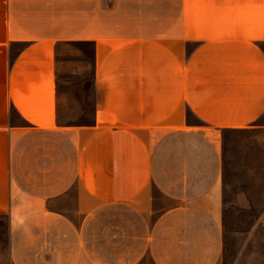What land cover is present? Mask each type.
<instances>
[{
    "label": "crops",
    "instance_id": "1",
    "mask_svg": "<svg viewBox=\"0 0 264 264\" xmlns=\"http://www.w3.org/2000/svg\"><path fill=\"white\" fill-rule=\"evenodd\" d=\"M254 126L264 0H0L1 264H220Z\"/></svg>",
    "mask_w": 264,
    "mask_h": 264
},
{
    "label": "rangeland",
    "instance_id": "2",
    "mask_svg": "<svg viewBox=\"0 0 264 264\" xmlns=\"http://www.w3.org/2000/svg\"><path fill=\"white\" fill-rule=\"evenodd\" d=\"M229 134L226 200L244 206L228 207L220 264H264V127Z\"/></svg>",
    "mask_w": 264,
    "mask_h": 264
}]
</instances>
